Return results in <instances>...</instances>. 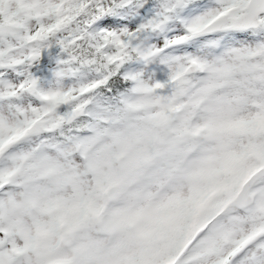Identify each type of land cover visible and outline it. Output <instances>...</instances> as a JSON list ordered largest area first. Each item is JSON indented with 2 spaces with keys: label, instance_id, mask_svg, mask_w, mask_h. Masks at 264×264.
<instances>
[{
  "label": "snow or ice",
  "instance_id": "obj_1",
  "mask_svg": "<svg viewBox=\"0 0 264 264\" xmlns=\"http://www.w3.org/2000/svg\"><path fill=\"white\" fill-rule=\"evenodd\" d=\"M260 53L264 0H0V201L16 195L46 218L19 237L0 224V264H31L33 243L51 246L98 215L82 170L104 190L109 142L142 85L170 91L190 78L193 92H209L234 62ZM253 152L264 165V146ZM26 153L35 163L14 168ZM66 188L73 199L53 195ZM192 208L199 216L198 201ZM237 215L239 226L222 224L227 212L207 223L178 264H264V198ZM57 259L102 264L87 247L41 264Z\"/></svg>",
  "mask_w": 264,
  "mask_h": 264
},
{
  "label": "rangeland",
  "instance_id": "obj_2",
  "mask_svg": "<svg viewBox=\"0 0 264 264\" xmlns=\"http://www.w3.org/2000/svg\"><path fill=\"white\" fill-rule=\"evenodd\" d=\"M118 136L109 142L108 198L100 197L96 178L82 170L98 215L70 237H56L51 246L33 243L31 264H41L44 257H72L81 247L102 264H178L191 254L192 241L207 223L222 213L229 214L222 224L239 226L237 214L264 198L260 178L250 191L252 203L244 208L231 203L243 182L263 166L253 146H264V53L241 57L231 76L209 92H193L190 78L170 91L142 85L126 101ZM32 155L26 153L27 159L13 167L34 164ZM36 183L44 186L47 178ZM11 187L18 191L15 178ZM53 195L71 200L75 193L66 188ZM17 199L0 201V224L19 237L34 233L37 221L46 218L34 207L14 203ZM193 201L202 208L199 216L193 214ZM186 217L189 227L182 224Z\"/></svg>",
  "mask_w": 264,
  "mask_h": 264
},
{
  "label": "water",
  "instance_id": "obj_3",
  "mask_svg": "<svg viewBox=\"0 0 264 264\" xmlns=\"http://www.w3.org/2000/svg\"><path fill=\"white\" fill-rule=\"evenodd\" d=\"M264 172V167H261L257 172L252 174L250 178L242 185L241 190L235 195L233 203L237 204L240 208H244L253 201L250 190L253 185L261 178V173ZM109 193L106 190L101 191L100 197L106 199Z\"/></svg>",
  "mask_w": 264,
  "mask_h": 264
}]
</instances>
